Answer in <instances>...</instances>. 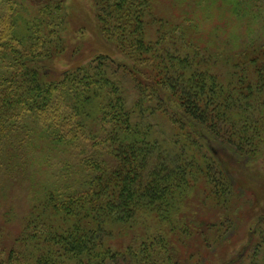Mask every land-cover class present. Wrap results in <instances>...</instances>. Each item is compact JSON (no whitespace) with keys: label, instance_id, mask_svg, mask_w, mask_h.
Listing matches in <instances>:
<instances>
[{"label":"trees","instance_id":"obj_1","mask_svg":"<svg viewBox=\"0 0 264 264\" xmlns=\"http://www.w3.org/2000/svg\"><path fill=\"white\" fill-rule=\"evenodd\" d=\"M92 2L0 0V172L32 197L5 264H206L242 206L222 262L264 264V0ZM68 26L102 43L61 70Z\"/></svg>","mask_w":264,"mask_h":264},{"label":"rangeland","instance_id":"obj_2","mask_svg":"<svg viewBox=\"0 0 264 264\" xmlns=\"http://www.w3.org/2000/svg\"><path fill=\"white\" fill-rule=\"evenodd\" d=\"M69 8L71 12L73 10L74 17L79 19L82 17H87L94 20V6L92 0H77L76 3L68 0ZM88 25V24H87ZM73 26H68L65 36L69 39V44H67L65 52L57 58L55 61V66L58 69H66L68 67L75 65V49H79L80 52H84V57L90 55L92 48H99L101 40L90 31H86V35H81L80 29L73 30ZM74 46V47H72ZM101 46V45H100ZM115 58L118 60L125 59L123 56L113 53ZM160 130V129H159ZM162 140H168L169 136L166 128L161 129L160 134H158ZM261 163H264L262 160ZM264 165V164H263ZM263 165H254L252 168H245L244 175L253 180H259L261 183H264V166ZM240 170V169H239ZM57 172V170H56ZM22 177H16L12 179L7 175H4L0 172V264H5L8 260L10 248L15 246L17 237L22 231V228L25 223V218L30 210L32 197L27 189V184L22 185ZM191 208H187L186 212H192L193 205L190 203L188 205ZM245 211V207H241V211H237L233 217H235L234 223L231 226L232 229L227 231V234L232 235L228 242H218L210 250L205 249L204 247L200 251L207 252V256L210 260L206 258V264H223L224 261L228 259L238 257L249 243L248 231L250 229V223L246 221L243 217H238L242 212ZM185 212V211H184ZM148 235L153 236L156 233V226L147 227ZM146 230V231H147ZM225 230V229H224ZM140 233V232H138ZM226 233V230H225ZM132 233L127 232V234L120 235V238L124 240V245L121 246L123 249L131 242ZM117 246L113 245L115 249ZM222 262V263H221Z\"/></svg>","mask_w":264,"mask_h":264}]
</instances>
